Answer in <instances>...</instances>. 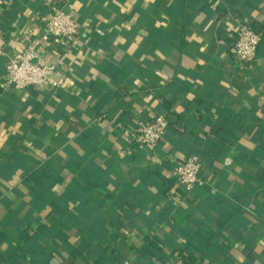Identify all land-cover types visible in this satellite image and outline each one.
Masks as SVG:
<instances>
[{"label":"crops","instance_id":"obj_1","mask_svg":"<svg viewBox=\"0 0 264 264\" xmlns=\"http://www.w3.org/2000/svg\"><path fill=\"white\" fill-rule=\"evenodd\" d=\"M55 2L79 27L43 47L64 86L0 88V264H264V0H0V83ZM159 113L149 154L129 136ZM192 154L206 183L184 192Z\"/></svg>","mask_w":264,"mask_h":264},{"label":"built area","instance_id":"obj_2","mask_svg":"<svg viewBox=\"0 0 264 264\" xmlns=\"http://www.w3.org/2000/svg\"><path fill=\"white\" fill-rule=\"evenodd\" d=\"M37 27L24 36L25 46L8 56L4 69V80L0 88L22 90L27 87L64 86L63 78L54 77V68L44 54L43 47H66L68 42L78 34V23L58 3L48 5L45 10L35 15ZM259 33L243 18L237 19L234 27L230 52L241 71H247L256 61ZM169 118L156 114L151 119L138 120L130 132V142L141 147L147 153H153L163 137ZM204 164L198 155H187L179 160L171 170V180L176 188L189 192L198 185L206 183L203 178ZM167 264H185L180 251L173 253Z\"/></svg>","mask_w":264,"mask_h":264},{"label":"trees","instance_id":"obj_3","mask_svg":"<svg viewBox=\"0 0 264 264\" xmlns=\"http://www.w3.org/2000/svg\"><path fill=\"white\" fill-rule=\"evenodd\" d=\"M202 162H203V160H202ZM203 164L205 165V163L203 162Z\"/></svg>","mask_w":264,"mask_h":264}]
</instances>
